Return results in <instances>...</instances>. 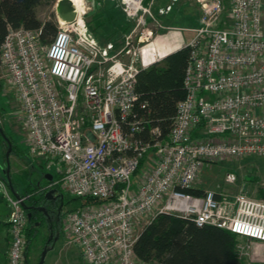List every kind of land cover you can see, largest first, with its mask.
Wrapping results in <instances>:
<instances>
[{
	"label": "built area",
	"instance_id": "built-area-1",
	"mask_svg": "<svg viewBox=\"0 0 264 264\" xmlns=\"http://www.w3.org/2000/svg\"><path fill=\"white\" fill-rule=\"evenodd\" d=\"M196 1L199 24L183 45L152 38L150 28L136 44L130 34L119 43H100L76 7L73 20L57 17L50 37L42 40L40 28L8 27L0 45V74L20 103L29 153L59 174L52 184L98 201L62 219L67 243L88 264H157L137 257L133 244L139 218L151 214L143 226L160 212L264 243V199L223 190L182 191L195 187L205 161L264 155L262 1L227 0L225 25L218 23L225 0ZM121 2L127 17L140 14L136 26L147 23L145 14L153 18L143 0ZM177 46L189 47L185 96L166 136L151 127L144 140L137 133L148 121L133 109L136 75ZM195 128L199 140L193 139ZM147 155L150 171L134 184L132 176ZM225 180L233 183L235 176L227 173ZM7 200L6 264H24L27 216L22 199L7 195ZM244 249L236 239L237 257L247 254Z\"/></svg>",
	"mask_w": 264,
	"mask_h": 264
},
{
	"label": "rangeland",
	"instance_id": "rangeland-1",
	"mask_svg": "<svg viewBox=\"0 0 264 264\" xmlns=\"http://www.w3.org/2000/svg\"><path fill=\"white\" fill-rule=\"evenodd\" d=\"M56 1L41 0L36 4L35 13L37 18L41 21L52 20L57 23V17L59 16L55 11ZM261 1L264 13V0ZM143 5H150L149 9L153 14V18L146 14L143 15V18L147 22L143 26H136V20L140 16L139 13L134 18L126 16L123 10L124 4L121 0H78L76 8L86 21L88 28L98 37L100 43L109 40H115L119 43L123 36L130 34L132 43L136 44L137 38L142 30H147L148 28L153 30L152 38L154 36L164 38L165 34L171 35L173 33L185 42L192 36V29L199 24L201 9L196 0H143ZM168 5L170 6L169 10L164 13H159L161 8H165ZM226 17L227 0H225V7L218 18V23L225 25L227 22ZM157 43L159 44V41ZM159 63V66L162 65V62ZM21 116L20 103L14 90L0 74V127L9 139L11 145L15 148L14 153L9 155V178L11 186L17 195L28 187H40L46 190V193L50 190V184L48 179L45 178V174H52L53 179L58 178L59 174L53 168L46 167V163L42 158L29 153L26 130L22 125ZM194 130L193 139L199 140V131L196 128ZM213 139L217 141L220 140V137H214ZM6 149L7 143L0 134V191L4 194L5 199L0 204V217L2 218L6 214H9L7 195L12 197L5 174ZM146 158L141 165L144 163L147 164L146 171L148 172L150 171L152 162L146 163ZM139 170L140 168L134 173H139ZM227 173H232L235 176L233 183L226 182L225 176ZM194 186L202 188L203 190L228 191L230 195L242 192L253 198L264 199V155L221 156L205 161L199 169V175ZM59 191L62 194L61 199L63 203L60 211L61 222L53 236H57L59 233L60 235L57 238V243L53 250H47L43 264H49L53 251L55 250L57 252L60 245L67 243V235L63 230V216L69 210L92 204L86 201L85 197H75L65 192L61 186ZM150 215L139 218L135 223V233L140 230L142 223ZM35 226L36 234L28 247L25 258L28 264H36L38 262L42 248L46 245L50 233L43 220L39 219V222L37 221ZM7 235V245L9 247L8 225ZM236 239L247 252V254H241L238 257L244 263L250 259V253L253 251V242L246 241L241 237H237ZM71 264L88 263L83 260L82 254L79 252L77 259Z\"/></svg>",
	"mask_w": 264,
	"mask_h": 264
},
{
	"label": "trees",
	"instance_id": "trees-1",
	"mask_svg": "<svg viewBox=\"0 0 264 264\" xmlns=\"http://www.w3.org/2000/svg\"><path fill=\"white\" fill-rule=\"evenodd\" d=\"M41 0H0V45L8 27L23 26L41 29V39L50 37L56 31L52 20L41 21L35 13V5ZM189 55V47L182 46L170 53L163 64H153L139 71L135 80L136 99L134 113L137 117L147 119L137 136L149 139V129L157 127L160 137H165L176 112V104L185 96L183 77ZM144 104V107L141 106ZM11 145L10 154L14 153ZM143 160L140 161L142 163ZM60 188V184H56ZM12 187V186H11ZM13 197L22 199L27 206L25 213L28 224L25 227L26 249L36 234L35 223L40 219L38 207L49 208L45 191L40 187H28L19 195L10 189ZM190 194H202L203 189L191 187L182 189ZM90 203L98 202L92 197H85ZM5 201L0 191V204ZM85 201V202H86ZM41 220V219H40ZM32 223V224H31ZM8 220L0 217V229L7 227ZM48 245L52 240L46 241ZM236 235L226 229L213 225H196L187 217H177L168 212L157 213L145 223L138 232L133 244L137 257L157 264H243L235 251ZM50 248V247H49ZM24 264L27 263L25 259Z\"/></svg>",
	"mask_w": 264,
	"mask_h": 264
},
{
	"label": "crops",
	"instance_id": "crops-1",
	"mask_svg": "<svg viewBox=\"0 0 264 264\" xmlns=\"http://www.w3.org/2000/svg\"><path fill=\"white\" fill-rule=\"evenodd\" d=\"M164 38L171 43L174 42L180 45H183L184 43L183 40L179 39L180 38L179 36L173 33L171 35L165 34ZM178 47L179 46H177L175 49H177ZM162 64H163V61H162ZM147 162L150 163L149 156L146 158V163ZM146 167H148V165L144 163L143 165L140 166V170H139L140 172L134 173V175L132 176V181L134 184H136L137 181L144 176L146 172ZM3 219L7 221L8 214H6V216ZM59 235H57V238L59 237ZM7 237H8L7 227L0 229V264L7 263V250H8ZM57 238L55 242L52 243V245L50 246L48 250H53L54 246L57 243ZM252 242H253V251L250 253V257H249L250 259L244 262L243 264H264V243L261 241H257V240H254ZM79 252H80L79 249L76 248L74 245L64 243L58 247L57 252L55 250L53 251L51 255V261L49 262V264H71L73 263V261L77 259Z\"/></svg>",
	"mask_w": 264,
	"mask_h": 264
},
{
	"label": "water",
	"instance_id": "water-1",
	"mask_svg": "<svg viewBox=\"0 0 264 264\" xmlns=\"http://www.w3.org/2000/svg\"><path fill=\"white\" fill-rule=\"evenodd\" d=\"M55 11H56V14L59 16V18L62 20H65V21H71V20H73V18L75 16V9H74V5L72 4L71 0H57L56 5H55ZM0 134L3 137V139L5 140V142L7 143V149L5 151V159H6L5 174H6V178H7V184L10 187V189L12 190L10 178H9V155H10V151H11V143H10L9 139L5 136L1 127H0ZM45 178L48 179L49 181H51L52 180V174L46 173ZM45 196H46V198H51L52 190H48L45 193ZM21 204H22L24 209H27V206H25V204L23 202H21ZM38 209L42 210V211H46L44 206H40V207H38ZM30 214L31 213L28 212L27 216L30 217ZM56 238H57V236H53V233L50 232L48 235L47 241L52 240V243H53V242H55ZM51 245L52 244L48 245L47 243H46V245H44V247L42 248V251L40 253L38 262L36 264H43L46 252Z\"/></svg>",
	"mask_w": 264,
	"mask_h": 264
},
{
	"label": "flooded vegetation",
	"instance_id": "flooded-vegetation-1",
	"mask_svg": "<svg viewBox=\"0 0 264 264\" xmlns=\"http://www.w3.org/2000/svg\"><path fill=\"white\" fill-rule=\"evenodd\" d=\"M52 181L53 177L51 181L48 180L50 184L49 189L52 190L51 198H47V200L50 201V206L48 209L45 208L46 211H42L39 209L38 211L41 214L40 219L46 223L48 230L54 234V232L58 230L59 224L61 222L60 211L63 203L61 199L62 194L60 193L59 188L56 186V184H52Z\"/></svg>",
	"mask_w": 264,
	"mask_h": 264
},
{
	"label": "bare ground",
	"instance_id": "bare-ground-1",
	"mask_svg": "<svg viewBox=\"0 0 264 264\" xmlns=\"http://www.w3.org/2000/svg\"><path fill=\"white\" fill-rule=\"evenodd\" d=\"M71 2H72V4L74 5V7H76L77 6V3H78V0H71ZM158 41V40H157ZM165 42H166V44L167 45H170L169 43H168V41L167 40H164ZM159 43H161V42H159ZM158 44V43H157ZM158 46H160V44H158Z\"/></svg>",
	"mask_w": 264,
	"mask_h": 264
}]
</instances>
